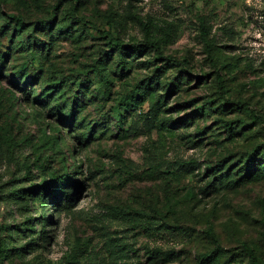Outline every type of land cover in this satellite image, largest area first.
I'll use <instances>...</instances> for the list:
<instances>
[{
  "label": "rangeland",
  "instance_id": "obj_1",
  "mask_svg": "<svg viewBox=\"0 0 264 264\" xmlns=\"http://www.w3.org/2000/svg\"><path fill=\"white\" fill-rule=\"evenodd\" d=\"M0 264H264V0H0Z\"/></svg>",
  "mask_w": 264,
  "mask_h": 264
},
{
  "label": "trees",
  "instance_id": "obj_2",
  "mask_svg": "<svg viewBox=\"0 0 264 264\" xmlns=\"http://www.w3.org/2000/svg\"><path fill=\"white\" fill-rule=\"evenodd\" d=\"M71 14H74L73 10H70ZM79 22H84L86 23V25L91 26L97 33H99L101 36H107L109 37L111 40H113L116 44L117 47L121 50V51H130V52H135V53H139L142 54L144 51L147 50H152L155 55L157 56L158 59L160 60H165L168 62H173L176 59L173 58L172 56H167L163 53L161 46L155 42L152 38H151V30L149 28V26L147 24H145L144 22H140L143 29H144V33H145V39L144 41H142V43L140 44H126L125 42L121 41L119 38H116L111 31L108 30H100L98 28H96V26L90 22H88L86 19H82V18H76ZM205 35V34H204ZM208 51H209V58L210 61L212 63L213 66L217 67V63L214 60V56H213V51H212V47L210 44H208ZM216 83L220 92V96L223 98H226V87H225V83H224V79H223V74L222 73H218L217 77H216ZM236 105H241L239 103H236ZM243 105V104H242ZM58 184H56L55 186H48L45 187L43 190V193L45 195L47 194H52L55 195L54 191L57 188ZM38 188L34 187L33 189V194H36Z\"/></svg>",
  "mask_w": 264,
  "mask_h": 264
}]
</instances>
